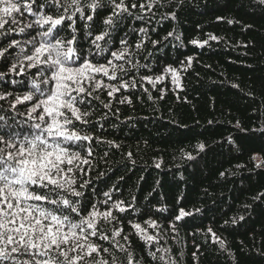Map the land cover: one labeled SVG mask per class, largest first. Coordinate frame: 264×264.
Returning a JSON list of instances; mask_svg holds the SVG:
<instances>
[{
	"label": "snow or ice",
	"instance_id": "obj_1",
	"mask_svg": "<svg viewBox=\"0 0 264 264\" xmlns=\"http://www.w3.org/2000/svg\"><path fill=\"white\" fill-rule=\"evenodd\" d=\"M255 5L264 11V0H255ZM184 6V0H175L161 19L178 20L171 9ZM153 8H159V0H0V264H142L143 253L137 255L124 225L144 242L153 264H178L171 250L160 245L159 232L149 231L160 227L151 219V206L141 214L148 217L142 226L131 215L139 211L135 204L114 199L111 191L88 193L91 179L80 178L91 171L95 144L121 147L94 134L93 102L110 109L100 99L101 92L114 97L136 87L141 69L151 71L135 59L145 48L149 29L128 24L150 23L143 14ZM169 37L180 40L173 31L164 40ZM218 39L209 34L206 40L189 43L203 47ZM192 60L188 56L176 63L186 70ZM169 75L179 87L180 70L171 64L158 75L145 73L139 79L156 88ZM124 102L132 103L128 98L119 100ZM107 116L101 117L105 123ZM235 127L240 141L253 134L264 139V125L249 130L238 122ZM242 147L237 144L235 151ZM210 150L200 143L197 155L182 152V157L195 168ZM132 156L127 153L134 165ZM251 159L255 168H264V153ZM104 175L99 173L98 178ZM110 180L104 182L106 188ZM101 191L103 201H95L93 196ZM255 199L264 202V193ZM192 215L180 207L178 214L173 210L166 219L175 232V222ZM208 232L219 249L234 259L225 241L211 228Z\"/></svg>",
	"mask_w": 264,
	"mask_h": 264
},
{
	"label": "trees",
	"instance_id": "obj_2",
	"mask_svg": "<svg viewBox=\"0 0 264 264\" xmlns=\"http://www.w3.org/2000/svg\"><path fill=\"white\" fill-rule=\"evenodd\" d=\"M174 2L159 0V8L144 13L150 23L129 22L128 27L149 29L145 48L135 59L151 71L141 69L136 87L114 97L101 92L100 99L110 109L93 102L94 134L121 147L95 144L91 171L80 178L91 179L88 193L111 191L114 199L135 204L139 211L129 212L136 222L148 218L141 214L151 206V219L160 227L149 231L159 232L160 245L171 250L178 264H264V202L255 199L264 193V168H255L251 159L264 153V139L253 134L240 141L241 133L235 127L238 122L249 130L264 125V11L256 7L255 0H184L183 8L171 9L178 20H162ZM217 17L225 19L218 21ZM228 19L234 23H227ZM169 31L179 34L180 40H164ZM209 34L219 39L203 47L189 43L206 40ZM152 40L161 44L153 46ZM188 56L193 60L185 70L176 62ZM167 64L180 70L179 87L170 75L156 88L140 81L139 75H158ZM124 98L132 103H119ZM104 113H108V123L101 118ZM200 143L211 150L193 168L182 152L197 155ZM241 143V150L235 151ZM128 152L133 154L134 165ZM157 162L161 163L158 169ZM99 173L105 175L98 178ZM93 199L103 201L102 191ZM180 207L193 215L176 221L173 232L166 218L173 210L178 214ZM233 219L238 223L233 224ZM209 228L225 241L234 259L219 249ZM124 230L137 255L143 253L142 264H153L144 242L131 235L129 226L124 225Z\"/></svg>",
	"mask_w": 264,
	"mask_h": 264
}]
</instances>
